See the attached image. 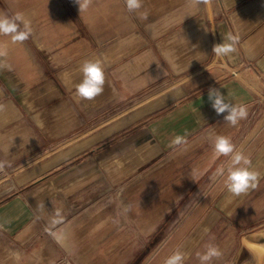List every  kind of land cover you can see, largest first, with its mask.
Instances as JSON below:
<instances>
[{
  "label": "crops",
  "instance_id": "crops-1",
  "mask_svg": "<svg viewBox=\"0 0 264 264\" xmlns=\"http://www.w3.org/2000/svg\"><path fill=\"white\" fill-rule=\"evenodd\" d=\"M53 1L52 13L35 15L31 3L0 0V17L31 30L23 42L0 36L7 53L0 56V252L26 251L53 234H104L88 226L122 218L116 202L124 188L132 194L175 168L190 189L210 187L230 160L213 156L217 136L243 147L264 185V0H209L195 8L188 0H142L133 12L125 0H100L107 21L99 26L121 25L124 16L137 34L121 47L92 35L91 10ZM228 34L239 37L236 51L216 56L213 46ZM97 60L105 90L82 100L80 68ZM238 73L255 78L258 91ZM209 88L245 106L246 119L224 121ZM178 135L185 142L170 148Z\"/></svg>",
  "mask_w": 264,
  "mask_h": 264
},
{
  "label": "rangeland",
  "instance_id": "rangeland-1",
  "mask_svg": "<svg viewBox=\"0 0 264 264\" xmlns=\"http://www.w3.org/2000/svg\"><path fill=\"white\" fill-rule=\"evenodd\" d=\"M15 2L31 3L32 14L36 15L39 10L52 13L54 1ZM102 2L92 0L88 8L96 24L91 27L92 35L120 47L130 45L137 34L124 16L122 21L117 20L123 22L121 25H98L107 21L101 20L105 9ZM237 76L258 91L255 78L247 73ZM260 114L264 115V105ZM180 173L175 168L165 180L159 175L135 187L132 194L130 188H124L122 202H116L122 218H108L104 225L103 221L87 225L90 231L104 234H87L83 229L62 239L53 234L45 242H31L26 251L0 252V264H165L176 251L185 254V264H199L196 254L207 246L218 247L222 253L213 264H264V185L232 197L223 188L217 171L208 174L216 177L210 187L198 185L191 189L186 181H179Z\"/></svg>",
  "mask_w": 264,
  "mask_h": 264
},
{
  "label": "clouds",
  "instance_id": "clouds-1",
  "mask_svg": "<svg viewBox=\"0 0 264 264\" xmlns=\"http://www.w3.org/2000/svg\"><path fill=\"white\" fill-rule=\"evenodd\" d=\"M92 0H75L78 5L79 13L86 11ZM209 0H188L191 7L195 8L201 3H208ZM125 6L128 12L139 10L142 7V0H125ZM146 14H142L144 16ZM30 28L25 24L24 30H20L16 20L9 17H0V36H7L12 43L23 42L29 38ZM239 42L237 35L228 34L224 42L215 44L212 53L216 56H228L236 51V45ZM6 45L0 43V56L6 55ZM82 80L76 86V94L82 100L91 101L95 97L103 94L105 90V74L103 66L99 60L85 61L81 68ZM207 98L212 109L217 115L227 113L223 120L232 126H236L241 120L246 119L248 110L243 105H235L225 99L219 89L209 88ZM185 142L184 137L175 136L169 143V147L178 146ZM214 157H230L227 165L217 170L216 175L221 179L223 188L232 196L239 197L255 189L261 178L259 172L250 170L251 160L243 153L237 151L230 139L226 136H217L213 145ZM5 162H0V169H3ZM196 176L191 179L195 182ZM222 253L218 247L207 246L205 251L197 253L196 257L199 264H213L218 260ZM186 256L180 251L174 252L169 256L165 264H185Z\"/></svg>",
  "mask_w": 264,
  "mask_h": 264
},
{
  "label": "bare ground",
  "instance_id": "bare-ground-1",
  "mask_svg": "<svg viewBox=\"0 0 264 264\" xmlns=\"http://www.w3.org/2000/svg\"><path fill=\"white\" fill-rule=\"evenodd\" d=\"M248 142V141H247ZM243 145V144H242ZM241 149H243V147H240V149L239 150H237V151H239V152H241L242 150ZM254 256V255H253ZM251 260V259H250ZM254 261V260H253ZM252 263V262H251Z\"/></svg>",
  "mask_w": 264,
  "mask_h": 264
}]
</instances>
